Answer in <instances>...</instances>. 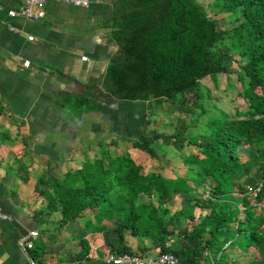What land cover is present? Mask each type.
<instances>
[{
  "label": "trees",
  "instance_id": "1",
  "mask_svg": "<svg viewBox=\"0 0 264 264\" xmlns=\"http://www.w3.org/2000/svg\"><path fill=\"white\" fill-rule=\"evenodd\" d=\"M210 7L240 21L221 28L196 0H116L109 38L116 43L117 54L107 66L104 84L109 95L102 102L144 101L148 115L131 137L102 130L94 134L88 142L92 154L85 153L79 166L62 177H39L47 189L35 187L45 199L41 212L60 215L45 221L53 234L91 209L94 220L117 217V239L109 244L112 254L155 249L174 254L177 264H264V209L255 212L247 199L249 190L238 189L236 178L245 170L258 169L262 179L253 190L259 187L255 199L261 203L264 0H212ZM234 62L236 69L231 66ZM220 73L236 74L244 110L231 115L207 103L210 91L201 80ZM165 103L178 105L180 113L199 126L187 130L178 122L168 133L150 126L157 124V110ZM101 107L84 91L70 98L67 109L79 115ZM125 141L151 159L164 158L172 147L185 165L183 174L169 177L144 171L128 150H119ZM241 146L247 155L244 161L239 157ZM185 147L192 151L183 153ZM235 194L243 198L241 205ZM176 195L188 204L171 211ZM195 207L208 211L197 221ZM85 227L103 229L91 219ZM126 233L137 239L138 252L127 245ZM230 245L245 252L253 249L254 256L239 262L225 253ZM76 257L88 260L85 253Z\"/></svg>",
  "mask_w": 264,
  "mask_h": 264
},
{
  "label": "crops",
  "instance_id": "2",
  "mask_svg": "<svg viewBox=\"0 0 264 264\" xmlns=\"http://www.w3.org/2000/svg\"><path fill=\"white\" fill-rule=\"evenodd\" d=\"M15 5L5 2L7 7ZM111 16L109 1L88 8L47 1L39 20L10 18L5 8L0 10V212L8 217L0 218V264H30L29 258L36 264H107L109 244L117 239V217L94 220L95 210L86 209L53 234L45 221L60 215L41 212L45 199L35 187L47 190L38 181L43 174L60 178L77 168L91 152L88 142L94 134L114 132L93 128L101 109L79 115L67 109L70 98L84 91L96 102L100 91L106 92L107 66L117 51L109 38ZM110 103L101 102L102 107ZM175 203L179 205L172 209ZM186 204L183 198H173L170 209ZM207 212L195 207V221ZM88 219L103 229L86 228ZM181 228L182 223L179 232ZM30 231L37 235L25 252L18 239ZM125 241L139 251L134 236L126 233ZM80 253L88 260L76 257Z\"/></svg>",
  "mask_w": 264,
  "mask_h": 264
},
{
  "label": "rangeland",
  "instance_id": "3",
  "mask_svg": "<svg viewBox=\"0 0 264 264\" xmlns=\"http://www.w3.org/2000/svg\"><path fill=\"white\" fill-rule=\"evenodd\" d=\"M196 1L201 3L206 8L208 14L211 17L218 19L221 28L232 27L240 21V19H233L231 15H229V13H216L215 9L210 7V2L212 0ZM109 2L113 7L116 3V0H109ZM116 54L117 51L115 52V55ZM231 66L235 69L237 68V64L235 62L232 63ZM201 82L210 91L211 100L207 102L208 104L215 105L219 109L231 115H233L237 110L245 109V102L238 93L240 85L236 79L235 73H231L228 75L220 73L214 78L206 76L201 80ZM100 94L101 98L99 97L97 101H99L98 103L101 105L103 97L109 94L106 92H100ZM157 112V124L151 123L150 126H156L162 132H172L178 122L181 123L180 127L182 129L187 130H191L194 127V124H196L197 127L199 126L197 122L191 120V118H189L188 116L182 115L178 109V105L176 104L171 105L169 103H165L158 108ZM147 115L148 114L146 113L144 101L137 103L133 101L125 102L113 98L112 103H110L108 106L101 107V112L93 120V128H102L108 131H114V133L131 137L133 136V130L136 125L142 122L147 117ZM202 119H204V116L201 117V120ZM182 120L184 121V123H182ZM85 134L88 135L89 132ZM169 148L170 149L164 156V158L160 159H151L146 153L136 150L135 148L131 147V144L129 142L126 141L121 142V147L119 148V150H128L134 160L142 166L144 171H158L164 176L182 175L183 171L185 170V165L182 163L179 155L172 152L173 148L170 146ZM112 150H114L113 146ZM190 151H192L191 147H185L183 153L188 154ZM88 154L90 155L91 152H89ZM239 157L243 161L247 159L244 146H241L239 148ZM236 178L240 180V184L237 185V188L241 191L249 190L247 199L251 204H253V188L258 185L262 179L260 172L258 171V169L252 168L251 170H245L243 173L237 175ZM198 190L199 192H201L202 189L199 188ZM237 197L238 198L236 199L239 200V204L241 205L240 201H242L243 198L238 195ZM174 198L181 197H179V195H176ZM178 205L177 203H175L172 206V209L176 208ZM253 208L255 212H260L262 209H264V197L261 200L260 206H253ZM235 247H237V245H230V247L225 249V253L230 254L233 252L236 260L240 262L249 261L254 256V252L252 251L253 249H251V251L245 252Z\"/></svg>",
  "mask_w": 264,
  "mask_h": 264
},
{
  "label": "built area",
  "instance_id": "4",
  "mask_svg": "<svg viewBox=\"0 0 264 264\" xmlns=\"http://www.w3.org/2000/svg\"><path fill=\"white\" fill-rule=\"evenodd\" d=\"M15 1V6H5V2ZM47 1H52L60 4L71 5L74 7L88 8L93 3H102L109 0H0V10L5 8L7 16L10 18L22 17L28 20H39L45 16V4ZM23 63L28 65V60ZM259 187L254 189L253 206H260V202L256 201V193ZM0 218L8 219V217L0 212ZM37 235L36 231H30L25 237L18 239V245L28 252L33 242L30 238ZM168 246V245H167ZM104 261L108 264H177L178 260L171 252H141V253H123V254H106ZM30 264H36L33 258H29Z\"/></svg>",
  "mask_w": 264,
  "mask_h": 264
}]
</instances>
